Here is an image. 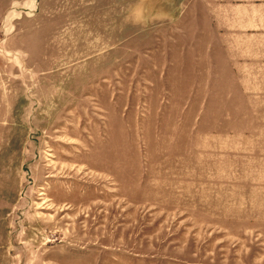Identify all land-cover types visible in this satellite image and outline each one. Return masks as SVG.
<instances>
[{
  "label": "rangeland",
  "instance_id": "1",
  "mask_svg": "<svg viewBox=\"0 0 264 264\" xmlns=\"http://www.w3.org/2000/svg\"><path fill=\"white\" fill-rule=\"evenodd\" d=\"M215 9L0 0V264H264V27L223 61Z\"/></svg>",
  "mask_w": 264,
  "mask_h": 264
},
{
  "label": "crops",
  "instance_id": "2",
  "mask_svg": "<svg viewBox=\"0 0 264 264\" xmlns=\"http://www.w3.org/2000/svg\"><path fill=\"white\" fill-rule=\"evenodd\" d=\"M210 0H202L203 4H209ZM216 4V9L212 11L215 16V22L217 24L218 33L221 40L220 44L216 46L219 48L217 53L224 61L228 57L226 50V44L230 41L227 38L229 34V21L233 22L234 27L240 29L251 28V30L239 31V36L247 37L255 32L257 28L264 27V0H213ZM219 13H223L224 17L220 18ZM229 20V21H228ZM228 21V22H227ZM231 25V24H230ZM252 37H255L252 36ZM247 40L246 42H250ZM222 63V61H221ZM223 65V63H222Z\"/></svg>",
  "mask_w": 264,
  "mask_h": 264
}]
</instances>
